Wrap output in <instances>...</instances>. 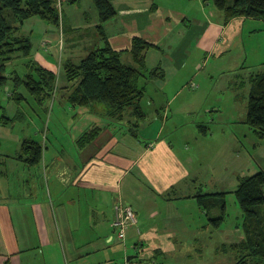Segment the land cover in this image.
<instances>
[{
    "label": "crops",
    "instance_id": "1",
    "mask_svg": "<svg viewBox=\"0 0 264 264\" xmlns=\"http://www.w3.org/2000/svg\"><path fill=\"white\" fill-rule=\"evenodd\" d=\"M109 2L117 16L104 24V34L112 49L122 53L125 64L133 63L129 49L135 37L159 48L145 55L147 68L163 73L162 78L146 84V88L156 86L159 97L145 106L141 103L145 116L138 124V138L128 128L129 117L108 121L100 106L76 111L63 105L65 112L81 115L86 123L92 121L89 125L93 126L87 123L85 128L100 129L90 144L77 145L85 131L82 127L78 138L70 135V148L63 137L54 136L52 143L57 148L48 152L43 146L42 161L36 167L0 153L4 167L0 176V264H112L129 257L145 264H165L169 258H180L189 262L186 264H233L234 254L224 247L244 239L243 222L242 232L238 227L233 232L213 229L209 220L218 217L220 210L203 208L195 195L214 194L205 192L214 181L220 189L217 193H225L237 187L246 167L262 169L264 145L254 144L255 152H249L235 134L220 133L214 146V134L208 135L211 122L205 125L196 117H202L204 111L217 112L218 103L186 91L183 83L192 90L197 88L192 87V78L175 87L172 81L188 63L194 64L193 55L201 56L195 68L202 69L212 58L221 60L240 48L246 32L255 31L253 22L258 20L234 18L224 24L219 12L198 19L192 5L181 2L171 8L166 0ZM59 3V25L32 17L20 29L31 39L30 59L63 81L64 64H78L103 46L104 40L92 0ZM232 78L233 91L249 82L237 73ZM55 91L61 94L59 89ZM16 93L21 103H5L11 116L7 118L21 121L25 127L29 118L33 134L36 117L20 113L18 107L29 102L26 105L31 109L34 99L23 86ZM175 115L188 120L186 131L174 120ZM171 119L174 122L167 127ZM166 128L168 138L162 135ZM6 129L0 126V137L8 134ZM118 202L131 206L137 218L122 244L112 227ZM217 238L220 241L207 259V249H212ZM134 253L136 256H130Z\"/></svg>",
    "mask_w": 264,
    "mask_h": 264
},
{
    "label": "trees",
    "instance_id": "2",
    "mask_svg": "<svg viewBox=\"0 0 264 264\" xmlns=\"http://www.w3.org/2000/svg\"><path fill=\"white\" fill-rule=\"evenodd\" d=\"M99 14V33L104 40L103 46L92 50L78 64L67 62L63 66L62 90L66 102L73 108L102 107V116L108 121H122L129 117V130L138 138V124L144 119L141 106L146 84L163 73L146 66L145 55L150 49H159L156 45L135 37L129 53L132 64H125L122 53L110 46L104 34L103 26L117 16L109 0H92ZM215 9L227 24L234 18H248L264 22V0H212ZM59 0H0V89L8 82L14 85L12 98L18 104L22 98L17 89L23 86L38 106L42 107L51 99L58 88V76L31 59L27 63L28 73L20 77L7 71V63L22 56L30 58L32 43L29 35L20 27L24 21L37 17L42 21L59 25L61 15ZM246 84V83H245ZM250 91L246 106V124L258 139L264 140V64L262 71L249 78ZM15 119L5 115L0 100V126H7ZM99 128L83 133L77 140L82 148L90 144L99 134ZM44 147L35 140L25 139L20 151L14 156L29 167H36L43 157ZM3 162L0 160V176L3 175ZM233 193L243 214L244 239L240 243L224 248L235 256L233 264H264V170L246 177L238 178L235 190L225 193L201 194L195 197L205 209L218 208V217L209 220L213 229H219L225 221V195Z\"/></svg>",
    "mask_w": 264,
    "mask_h": 264
},
{
    "label": "rangeland",
    "instance_id": "3",
    "mask_svg": "<svg viewBox=\"0 0 264 264\" xmlns=\"http://www.w3.org/2000/svg\"><path fill=\"white\" fill-rule=\"evenodd\" d=\"M166 2L171 8H176L178 6L177 4L181 2L183 5H192V9L194 10V13H196V18L198 19L209 18L213 16L215 12H218L215 9L212 0H166ZM253 23H255V26L253 27L255 31L251 32L249 30L248 32H246L240 48L235 49L230 55H226V57L221 60L212 58L207 64L203 66L202 69H198L197 67L195 68L198 60H201V56L193 55L191 62L193 63V59H195L194 64L190 65V63H188L185 70H179V75L175 77V81H172V86L175 87L180 84V82H185L187 78H192V84L194 85V87L197 86V88H194L195 90H192L190 89L191 87H189V85L186 86V84L183 83V85L186 87V91L197 92L199 98L201 100L207 101L208 103H211V101L218 103L217 112L210 113L204 111L201 114L202 117H196L197 122H199V120H202L205 125H208V121L211 122L208 125V135L210 133L214 134L216 138L212 142L214 146L218 144V141L220 139L218 137H220V133H222L224 136L235 134L240 138V142L244 145V147L249 152L254 153L255 151L253 149V145H264V140L259 143L252 130L243 123V120H245L246 116V106L250 91V84L249 82H247L244 88L235 91H233L230 87L231 82H233V73L244 75L245 78H247L246 81H249V76L262 71V63H264V22L257 21ZM29 60L30 58L28 59L19 56L7 63V71H9L10 73H16L20 77H24L29 71L27 68V63ZM242 65H244L243 69L233 71ZM231 71L233 72L229 74L228 72ZM12 85L13 84L9 82L0 89V100L3 106L9 100L13 101L15 105H17V102L12 98L14 91L9 90ZM64 85L65 83L62 80H59L57 83V90L59 89L61 91V94L59 93V91H55V97H52V95L51 99L47 101L42 107L38 106L37 102H35L33 98L30 99H32L35 104L32 105L31 109L26 105L29 102H27L26 104L22 103V105L18 107L20 113H26L27 116L30 115L33 119L36 117V131L33 134L31 133L32 127L29 128V118H27L24 122L28 123L26 127L22 125L23 123H21V121L19 122L14 118L16 120V123L13 122L7 126H4L7 128L6 132L8 134L0 137V153H5L9 156L17 155V153L20 151L21 144L25 139L38 141L42 143V145L46 148L45 150L51 152V150L57 148V145L54 146L55 143H52V138L54 136L63 137L67 143V146L70 148V138H74V136L79 135L82 127L85 128L87 125L92 123V121H87V124L85 122L86 118L82 120L81 115H77L75 117V113L65 112V108L63 107V105L69 106V104L66 102V99L64 97L65 91L61 89ZM183 85H180L179 87H182ZM156 95V86H154L153 84H149L146 88L144 99L142 100L143 105L145 106V104H147V102H149L151 98L157 96L159 97V95ZM28 105H30V103ZM23 107L26 110H23ZM80 109L82 108L76 107V111ZM29 110L34 112V114L30 113ZM9 111L10 110L7 111L6 109L5 115L11 117L8 115ZM179 116L182 115H175L174 120L178 122L182 131H186V127H189V122L187 119H179ZM16 118H19V116ZM173 122V119L169 120L167 127ZM91 126L93 125H89V127ZM89 127L85 128L84 132L91 130V128L89 129ZM35 133L37 134L35 135ZM83 133H81V135ZM168 134L169 128H166L162 135L164 136V138H168ZM67 146L64 144L65 150H68ZM75 151L77 153L78 148H75ZM262 163H264V159H262ZM260 170H264V166L262 167V169H252L246 167L243 173L245 175L243 176H251L259 172ZM208 178L210 177L207 175V182ZM232 186L233 183L232 185H229V188H232ZM235 188L236 186L234 187V189H228V191L226 192L235 190ZM218 190L220 189L217 188V184L214 181L213 184L208 185V189H205V192L207 191L209 193H217L219 192ZM224 199L226 203L225 221L221 226V230L223 232H226L227 230L228 232H233L236 230V227H238L239 231L242 232L243 221L241 219V210L239 208L235 195L233 193H227ZM219 241V238L213 240L212 249H207L206 252L207 259L209 258L210 253L212 257L215 244ZM120 243L122 244L123 242ZM134 254L130 256H136V253ZM176 259L180 258H169V260H167L165 264L189 263L183 262L181 259ZM123 261L124 259H121L120 261H114V263H122Z\"/></svg>",
    "mask_w": 264,
    "mask_h": 264
},
{
    "label": "built area",
    "instance_id": "4",
    "mask_svg": "<svg viewBox=\"0 0 264 264\" xmlns=\"http://www.w3.org/2000/svg\"><path fill=\"white\" fill-rule=\"evenodd\" d=\"M194 87V85L192 86ZM115 219L112 222V227L115 230L116 238L119 242H125L127 238V231L129 227L135 226L137 223V218L134 210L131 206L125 205L118 202L114 206ZM112 264H145L137 257L126 258L122 263H112Z\"/></svg>",
    "mask_w": 264,
    "mask_h": 264
},
{
    "label": "water",
    "instance_id": "5",
    "mask_svg": "<svg viewBox=\"0 0 264 264\" xmlns=\"http://www.w3.org/2000/svg\"><path fill=\"white\" fill-rule=\"evenodd\" d=\"M131 257H129L128 259H130Z\"/></svg>",
    "mask_w": 264,
    "mask_h": 264
}]
</instances>
